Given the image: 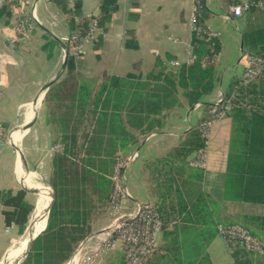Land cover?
Instances as JSON below:
<instances>
[{"label": "trees", "instance_id": "trees-1", "mask_svg": "<svg viewBox=\"0 0 264 264\" xmlns=\"http://www.w3.org/2000/svg\"><path fill=\"white\" fill-rule=\"evenodd\" d=\"M63 13L70 28L65 40L68 62L65 74L46 93L43 107L59 145L51 157L49 187L55 195L46 228L32 244L23 264H66L77 248L95 230L94 219L113 202L111 179L119 159L125 160L144 137L161 131L169 112L181 97L190 106L210 95L217 81L218 37L205 24V0H200L193 34V61L169 66L157 59L146 74L127 73L88 77L81 72L85 57L74 50L94 19L82 16L80 1L73 11L67 0H50ZM242 0H226L237 4ZM247 15L264 13L258 0H250ZM14 3H17L16 1ZM12 2L0 8V17L12 16ZM117 0H102L99 27L105 29ZM244 52L264 58V24L244 32ZM59 45L49 39L46 48ZM230 99L226 116L231 119L229 153L222 187L208 188L205 168L190 164L207 147L200 128L211 120L201 117L179 145L161 156L143 160L152 205L162 227L159 241L141 264H214L210 245L220 226L241 224L264 243V215L221 218L222 201L264 205V69L247 83L234 78L225 94ZM99 212V213H98ZM233 264H264V252L243 248L230 252ZM120 264H127L124 253Z\"/></svg>", "mask_w": 264, "mask_h": 264}, {"label": "crops", "instance_id": "crops-1", "mask_svg": "<svg viewBox=\"0 0 264 264\" xmlns=\"http://www.w3.org/2000/svg\"><path fill=\"white\" fill-rule=\"evenodd\" d=\"M7 1L12 2V16L0 17V264H8L10 255L21 245L38 218L40 204L37 196L40 193L29 186L32 174L36 173L33 180L38 182L42 180V174L47 177V182L51 177V157L56 150L54 133L46 116L47 130L37 127L41 113L35 100L39 99L42 87L60 71L66 53L64 41L71 33L65 16L50 0H0V8ZM79 1L82 16L99 17L102 0H76L73 11ZM195 4L196 0H117L118 7L105 29L99 27L95 37L81 42L83 52L79 56L75 54L78 58L85 57V68L81 72L88 77L102 78L127 73L146 74L155 67L158 58L169 66L192 62V39L198 17ZM205 5L207 29L221 42L215 89L192 106L181 97L180 104L169 112L165 127L144 137L136 148L142 160L136 166L139 178L135 185L139 188L134 192L129 189L132 203L134 200L150 202L154 199L148 190L147 174L142 172L143 160L157 158L179 145L195 124L190 123L192 116L197 118V122L207 113L211 115L218 99L225 96L235 78L226 71L220 72V63L233 60V67L242 64L244 73L249 56L244 52V32L264 24V13L260 12L245 13L240 18L230 16L226 0H205ZM24 17L31 24L25 37L17 24ZM232 24L238 35L236 32L228 33ZM49 39L57 40L59 45L46 48ZM173 61L179 64L173 65ZM44 65L45 70L37 73ZM30 104L34 116L35 110L38 116L25 130L34 118L25 120ZM16 129L21 133L17 139L13 137ZM230 130L231 119L225 116L216 120L208 132L205 170L208 188L212 191L222 187ZM222 204L225 209L221 218L264 215V205L231 201H222ZM219 241L220 236L217 235L209 247L210 254Z\"/></svg>", "mask_w": 264, "mask_h": 264}, {"label": "built area", "instance_id": "built-area-1", "mask_svg": "<svg viewBox=\"0 0 264 264\" xmlns=\"http://www.w3.org/2000/svg\"><path fill=\"white\" fill-rule=\"evenodd\" d=\"M68 7L75 9L76 0H67ZM258 6H264V0H258ZM251 5L250 0H242L237 4L228 5V13L230 16L240 18L245 14ZM200 0H196L195 12L199 14ZM196 19V18H195ZM18 28L23 30L24 36L29 31L31 24L28 23V18L24 17L18 21ZM194 29L197 30L196 26ZM99 23L97 17H94L89 30L83 37L82 41H89L97 34ZM81 41V42H82ZM76 45L74 54L80 55L82 44ZM190 59V61H192ZM173 65H178L179 62H171ZM264 69V58L258 56H247V66L243 74V82L247 83L250 79L257 77ZM229 102V104H228ZM230 109V99H221L217 102V106L212 110L211 120H206L200 125L203 133L208 136L211 125L219 118L225 117L226 112ZM54 148L60 149L59 145ZM139 156V152L135 150L125 160L119 159L114 170L113 179L115 181V191L112 197L113 202H119L122 198L131 199L130 192L126 189L127 177L125 175L126 167L135 162ZM193 166L205 168L207 166V154L202 151L200 154L192 158ZM135 201V207L122 212L112 224L111 240L107 244L110 250L116 246H120L121 251L126 257L127 264H141L148 254L154 249L158 242V235L161 232L162 221L158 212L154 209L151 202ZM220 234L227 246L232 251L236 248L263 253L264 243L257 237L252 235L248 229L241 224H233L219 227Z\"/></svg>", "mask_w": 264, "mask_h": 264}, {"label": "rangeland", "instance_id": "rangeland-1", "mask_svg": "<svg viewBox=\"0 0 264 264\" xmlns=\"http://www.w3.org/2000/svg\"><path fill=\"white\" fill-rule=\"evenodd\" d=\"M236 32L238 35V32L235 30L233 24L230 25V29L228 33ZM65 43V41H64ZM76 56V55H75ZM60 59L62 60L63 56L60 54ZM78 59V57H76ZM225 62L220 63V72H225L226 74L234 75L235 78L242 77L243 78V65H234V61L231 60H224ZM61 64V63H60ZM46 65L40 67V71L37 73H40L42 70L44 71ZM44 97V95H43ZM225 98V96L222 97V99ZM221 98L218 99V101ZM226 99V98H225ZM43 101V98H42ZM44 102V101H43ZM43 102L41 103L40 113L41 118L39 119L38 128L43 130H47L48 124L47 121H45V109L43 107ZM229 104V102H228ZM43 108V109H42ZM225 118V117H224ZM196 117L192 116V119L190 120V123H196ZM214 124V123H213ZM212 124V125H213ZM173 128V127H172ZM171 128V129H172ZM16 131V130H15ZM14 133V132H13ZM49 149V148H47ZM46 152V150H45ZM52 152V151H51ZM141 154H139L138 158L135 162H131L126 167L125 175L127 177V183H126V189L130 192H134V189L139 188V186L135 185L136 180H138V173L136 166L138 163H141ZM208 160V158H207ZM47 162L44 163L46 166ZM190 164H192V161H190ZM207 168V166H206ZM43 172V169H41ZM140 170V169H139ZM114 173L111 176V179L113 180L114 184L115 181L113 179ZM42 180H40L41 183H43L46 186H49V183L47 182V177L45 174H42ZM138 177V178H137ZM130 189V190H129ZM147 202V200L143 201ZM152 202V201H150ZM135 203H132L127 198H122L119 202H112L110 206L102 208L100 213L95 217L94 219V226L95 230L92 232L85 241L77 248L74 255L71 259H74L73 257H78L77 264H120L119 258L123 254V252L120 249V246H116L114 249L110 250L108 247V243L111 240V229L112 224L114 223L115 219L124 211L130 210L132 207H135ZM220 236L219 245H215L214 249L211 250L212 258L214 264H233L232 258L230 256V250L227 248L225 243H223L222 237ZM159 235H158V241H159ZM158 243V242H157ZM80 257V258H79ZM70 259V260H71ZM70 260L66 263L68 264Z\"/></svg>", "mask_w": 264, "mask_h": 264}, {"label": "bare ground", "instance_id": "bare-ground-1", "mask_svg": "<svg viewBox=\"0 0 264 264\" xmlns=\"http://www.w3.org/2000/svg\"><path fill=\"white\" fill-rule=\"evenodd\" d=\"M42 98H43V93L40 94L39 99H37V101H36V104H37L36 106L38 108L42 103ZM31 104H32V102H31ZM31 104L29 105V109L27 110L28 111V113L26 115L27 119L25 117L26 121H30L34 117V110H32ZM26 123H29V122H26ZM19 131L22 132L21 129ZM20 136H21V133H19L16 129V131H14V133H13V137L15 139H17ZM35 174L36 173L32 174V180L29 182V186H30V188H33V189L35 188L34 189L35 192L40 193L37 196V199L39 201L38 204H40L39 209L37 208L38 209L37 220L39 219L40 221H38V222H37V220L35 221L31 230L28 232L26 237L20 242L21 245L18 246L14 250L15 252L10 255V257L8 259V264H19L22 260H25V258L27 257V255L29 253V247H30L29 245H30L31 237L34 236L35 234H37L38 232H40L46 226V217L45 216H46V213L48 212V210L51 206L52 191H51V188L49 186H46L41 182L33 180L34 177L36 176ZM77 262H78V257L75 256L74 259L70 260V262L68 264H77Z\"/></svg>", "mask_w": 264, "mask_h": 264}, {"label": "water", "instance_id": "water-1", "mask_svg": "<svg viewBox=\"0 0 264 264\" xmlns=\"http://www.w3.org/2000/svg\"><path fill=\"white\" fill-rule=\"evenodd\" d=\"M64 47H65V51H66V53H65V57H64L63 64H62V67H61L60 71L58 72V74H57L53 79H51L49 82H47V83L42 87V89H41V91H40V94L43 93L44 97H45V95H46L48 89L50 88V86H51L55 81H57L59 78H61V76L64 74V71H65V69H66V67H67V62H68V56H69V53H68V50H67L66 46H64ZM35 102H36V100H35ZM35 102H33V103L35 104ZM37 116H38V111L35 110V116H34L33 120L30 122V124H29L28 126L25 127V130H28V129L32 126V124H33L34 121L36 120ZM54 203H55V195H54V192H52L51 206H50V208H49V210H48V212L46 213V216H45V217H46V225H47V221H48V218H49V215H50L51 209H52V207L54 206ZM28 228H29V226H28ZM28 228H27V230H28ZM45 228H46V226H45L40 232H38L37 234H35L34 236L31 237V241H30V245H29L30 247H29V253H28V256L30 255V252H31V249H32V244H33L34 239H35V238L38 236V234L41 233ZM27 230H26L24 236L26 235ZM27 258H28V257H27ZM73 258H74V257H73ZM25 261H26V260H22L19 264H23Z\"/></svg>", "mask_w": 264, "mask_h": 264}]
</instances>
